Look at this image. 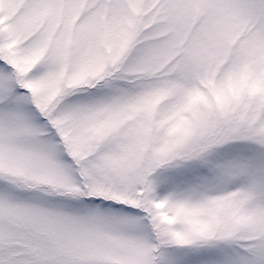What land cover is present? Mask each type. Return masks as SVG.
Instances as JSON below:
<instances>
[{
	"label": "snow or ice",
	"instance_id": "snow-or-ice-1",
	"mask_svg": "<svg viewBox=\"0 0 264 264\" xmlns=\"http://www.w3.org/2000/svg\"><path fill=\"white\" fill-rule=\"evenodd\" d=\"M0 264H264V0H0Z\"/></svg>",
	"mask_w": 264,
	"mask_h": 264
}]
</instances>
